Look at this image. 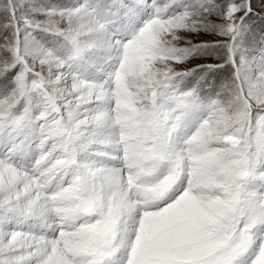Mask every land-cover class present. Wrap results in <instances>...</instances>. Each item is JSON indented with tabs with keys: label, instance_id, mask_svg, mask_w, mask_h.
<instances>
[{
	"label": "snow or ice",
	"instance_id": "6c2138e0",
	"mask_svg": "<svg viewBox=\"0 0 264 264\" xmlns=\"http://www.w3.org/2000/svg\"><path fill=\"white\" fill-rule=\"evenodd\" d=\"M0 264H264V0H0Z\"/></svg>",
	"mask_w": 264,
	"mask_h": 264
}]
</instances>
